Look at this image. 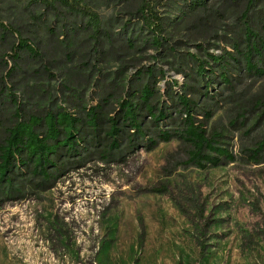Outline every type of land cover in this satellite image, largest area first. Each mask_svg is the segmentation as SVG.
<instances>
[{
    "label": "rangeland",
    "instance_id": "374dc122",
    "mask_svg": "<svg viewBox=\"0 0 264 264\" xmlns=\"http://www.w3.org/2000/svg\"><path fill=\"white\" fill-rule=\"evenodd\" d=\"M244 1L208 0L205 11L171 20L164 34L172 53L151 47L105 56L91 52L84 66L75 54L66 61L39 25L3 1L0 16L24 25V35L55 60L44 63L50 72L29 60L3 82L21 105L48 101L70 111L65 87H75L89 103L101 82H123L139 65L161 68L158 86L175 80L177 89L187 68L185 53L202 60L206 51L230 49ZM175 5L171 1L159 10L171 18ZM97 11L107 15L117 8ZM248 13L249 18L264 15L262 3ZM237 81L235 100L221 99L207 124L221 132V145L234 159L220 158L205 168L186 163L176 138L158 141L150 150L138 147L121 162L91 157L60 174L51 188L0 204V264H264V163L239 159L249 134L229 124L237 105L264 100V75L240 74ZM219 85L213 80L211 89L223 98L226 90ZM6 92L0 89V103L9 106ZM262 109L245 113L249 133L263 123L264 113L253 123Z\"/></svg>",
    "mask_w": 264,
    "mask_h": 264
},
{
    "label": "trees",
    "instance_id": "16d2710c",
    "mask_svg": "<svg viewBox=\"0 0 264 264\" xmlns=\"http://www.w3.org/2000/svg\"><path fill=\"white\" fill-rule=\"evenodd\" d=\"M3 1L39 25L66 61L75 54L82 66L91 52L105 56L122 49L151 47L172 53L175 49L167 44L165 27L177 17L197 15L208 6V0H0V4ZM171 1L176 13L170 18L159 7ZM258 3L264 13V0L243 2L241 25L228 42L230 49L223 48L220 54L206 51L202 60L190 52L182 54L187 68L177 89L175 80L165 81L163 88L158 86L161 68L139 65L123 82H101L89 103L75 87H65L70 92L71 111L48 101L24 106L9 93L3 79L21 71L25 62L31 60L50 72L44 63L55 60L24 35V25L0 16V89L11 97L9 106L0 103V204L23 198L32 189L51 188L60 174L91 157L103 163L121 162L138 147L150 150L158 141L172 138L185 150V162L200 168L215 165L220 158L234 159L221 145V132L207 124L221 99L233 100L238 95L240 74L264 75V15L249 18L248 13ZM99 6L117 11L102 15ZM3 55L12 63L8 65ZM213 80L226 90L223 98L212 91ZM260 105L263 109L254 119L255 125L264 113L260 97L237 105L229 119L230 125L237 123L241 132L249 134L239 159L252 164L264 163V120L249 133L252 125H245L244 118Z\"/></svg>",
    "mask_w": 264,
    "mask_h": 264
}]
</instances>
